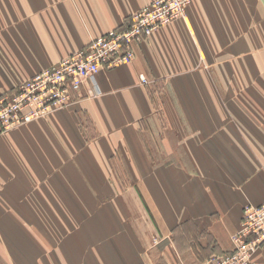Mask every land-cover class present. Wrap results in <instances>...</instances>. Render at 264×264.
Returning <instances> with one entry per match:
<instances>
[{
  "label": "crops",
  "instance_id": "0c3cea01",
  "mask_svg": "<svg viewBox=\"0 0 264 264\" xmlns=\"http://www.w3.org/2000/svg\"><path fill=\"white\" fill-rule=\"evenodd\" d=\"M153 1L0 0V96ZM134 50L0 136V264H206L264 203V0H192Z\"/></svg>",
  "mask_w": 264,
  "mask_h": 264
},
{
  "label": "built area",
  "instance_id": "2783aa9c",
  "mask_svg": "<svg viewBox=\"0 0 264 264\" xmlns=\"http://www.w3.org/2000/svg\"><path fill=\"white\" fill-rule=\"evenodd\" d=\"M192 0H154L129 17L123 26L92 39L59 64L35 74L16 90L0 96V136L9 130L71 106L75 95L101 69L131 63L134 47L159 27L183 18ZM142 82L147 79L142 77ZM231 252L214 254L206 264H257L253 257L264 248V203L247 204Z\"/></svg>",
  "mask_w": 264,
  "mask_h": 264
},
{
  "label": "rangeland",
  "instance_id": "374dc122",
  "mask_svg": "<svg viewBox=\"0 0 264 264\" xmlns=\"http://www.w3.org/2000/svg\"><path fill=\"white\" fill-rule=\"evenodd\" d=\"M127 182H128V179H127Z\"/></svg>",
  "mask_w": 264,
  "mask_h": 264
}]
</instances>
